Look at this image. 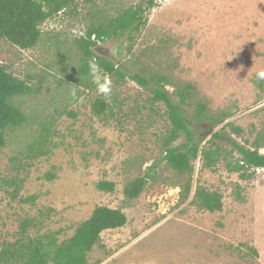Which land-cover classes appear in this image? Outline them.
I'll use <instances>...</instances> for the list:
<instances>
[{"label": "rangeland", "instance_id": "1", "mask_svg": "<svg viewBox=\"0 0 264 264\" xmlns=\"http://www.w3.org/2000/svg\"><path fill=\"white\" fill-rule=\"evenodd\" d=\"M139 1L74 0V7L44 20L33 48L20 49L0 39V62L21 79L35 77L30 82L34 96L20 97L22 111L54 123L43 154L28 151L38 139L37 123L5 132L0 242L20 236L25 220L29 235L69 237L95 206L122 207L126 179L157 163L139 197L123 207L125 225L101 232V246L89 252V264H264V168H257L251 180H242L222 160L210 170L202 168L198 158L190 197L179 204L180 187L172 184L175 173L159 162L168 124L162 103L149 109L146 89L128 77L116 82L107 75L112 91L104 98L122 104L112 115L98 118L90 110V102L100 95L96 89L74 86L70 78L59 86L62 72L80 61L74 40L92 23L95 9L114 16ZM145 15V26L132 40L113 37L100 42L96 52L130 72L162 69L172 61V79L196 86V96L185 106L187 114L197 99H204L214 112L230 113L216 127L199 122V136L206 137L202 144L211 137L210 128L221 129L241 145H247L246 139L251 142L250 130L264 121V92L252 81L264 71V0H153ZM73 87L76 97L70 95ZM166 89L172 94V86ZM227 123L243 132L233 133ZM183 140L181 135L173 145ZM217 142L222 149L232 148L227 141ZM260 152L264 154V148ZM101 180L114 182V190H99ZM198 183L221 193L220 211L189 204Z\"/></svg>", "mask_w": 264, "mask_h": 264}, {"label": "trees", "instance_id": "2", "mask_svg": "<svg viewBox=\"0 0 264 264\" xmlns=\"http://www.w3.org/2000/svg\"><path fill=\"white\" fill-rule=\"evenodd\" d=\"M73 3L74 0H0V39L7 40L20 49H31L40 39L39 26L44 20L71 7ZM151 7L153 0H140L136 4L120 9L114 16H108L107 11L100 8L95 9L92 13V23L74 40L80 51V61L76 67L72 66L62 72L59 86H62L63 78H70L74 86L96 89L89 75V66L95 62L103 68L106 75L115 78L116 82H122L128 77L146 89L150 93L147 101L149 109H152L156 102L162 103L168 124L161 137L162 155L159 162L175 173L176 181L172 184L180 187L179 204L190 197L193 162L198 158L202 161L204 169L214 170L216 164L222 160L228 171L238 173L242 180H251L257 168H264V154L260 152V149L264 148V121L259 128L250 130L254 136L251 142L246 139L247 145L232 140L223 134L221 129L212 132L211 128L208 129L211 137L202 144L206 137L199 136V122L204 121L216 127L228 119L230 113L225 110L214 112L208 108L204 99H197L192 113L187 114L185 106L190 105L193 96H196V86L189 81L172 79L174 66L172 61H167L161 66L162 69L146 67L139 72H130L96 52L98 44L107 39L126 35V39L132 40L134 33L145 26L147 22L145 13ZM34 78L30 75L21 79L0 62V151L6 144L5 132L33 121L37 123L38 139L34 143L35 148L28 145V151H31L30 154L38 152L43 154L42 147L48 141L49 125L52 127L54 123L50 122L49 117L23 112L22 101L20 102V97H31L36 93L30 83ZM252 81L264 92V80H258L255 76ZM166 86H172V94L167 91ZM172 95L176 97L175 101ZM113 101H116L115 98ZM121 104V101L111 104L101 95H97L90 102V110L94 116L100 118L106 113L112 115L115 106L120 109ZM226 125L237 135L243 132L240 126L232 123ZM181 135L184 136V140L173 145ZM217 140L229 142L232 148L222 149ZM234 151L237 156L232 155ZM156 164L148 167L142 175L126 179L122 187L124 202L122 207L95 206L89 217L81 221L69 237L62 240L57 239L56 233L29 235L26 228L30 223L28 220L23 221L20 236L13 241L0 242V264H89V252L95 245L101 246V232L125 225L127 218L123 207L130 205L139 197ZM52 175L46 173L47 177L52 178ZM96 187L110 192L114 190L115 183L101 180ZM189 204L209 212L220 211L222 195L218 190H210L198 183ZM98 262L99 260L96 261Z\"/></svg>", "mask_w": 264, "mask_h": 264}, {"label": "clouds", "instance_id": "3", "mask_svg": "<svg viewBox=\"0 0 264 264\" xmlns=\"http://www.w3.org/2000/svg\"><path fill=\"white\" fill-rule=\"evenodd\" d=\"M89 75L91 78V82L96 86L97 93L102 95L103 97H109L112 91V81L104 73L103 68L99 64L93 62L89 66ZM257 79L264 80V71H260L257 73ZM70 95L72 97H76L77 95L76 87H73L70 90Z\"/></svg>", "mask_w": 264, "mask_h": 264}, {"label": "water", "instance_id": "4", "mask_svg": "<svg viewBox=\"0 0 264 264\" xmlns=\"http://www.w3.org/2000/svg\"><path fill=\"white\" fill-rule=\"evenodd\" d=\"M96 51H99L98 48L96 49Z\"/></svg>", "mask_w": 264, "mask_h": 264}]
</instances>
